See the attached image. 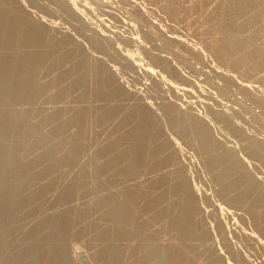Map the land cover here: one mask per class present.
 <instances>
[{
    "label": "rangeland",
    "instance_id": "rangeland-1",
    "mask_svg": "<svg viewBox=\"0 0 264 264\" xmlns=\"http://www.w3.org/2000/svg\"><path fill=\"white\" fill-rule=\"evenodd\" d=\"M263 194L264 0H0V264H264Z\"/></svg>",
    "mask_w": 264,
    "mask_h": 264
},
{
    "label": "bare ground",
    "instance_id": "bare-ground-1",
    "mask_svg": "<svg viewBox=\"0 0 264 264\" xmlns=\"http://www.w3.org/2000/svg\"><path fill=\"white\" fill-rule=\"evenodd\" d=\"M63 1H68V0H63ZM248 1V0H247ZM242 48V47H241ZM252 189H253V187H252ZM262 196H264V194L262 195ZM130 199V202L133 200L134 202H135V198L134 197H130L129 198ZM258 199V198H257ZM261 201H263L262 199H260ZM124 202V201H123ZM262 203V202H261ZM133 204V203H132ZM135 206V205H134ZM117 209V208H116ZM128 212V211H127ZM117 213V212H116ZM115 213V214H116ZM125 213V212H124ZM123 213V211H121V216L120 215H118V216H120L119 218H118V221H119V223H120V225L122 226V228H123V230L125 229L126 230V232L128 231V229H130L131 227H132V225H131V220H130V222H129V220L127 219L126 220V218H125V214ZM129 213V212H128ZM127 213V214H128ZM124 214V215H123ZM127 216V215H126ZM130 218V217H129ZM129 222V223H128ZM126 223H127V226H126ZM133 223V222H132ZM120 226V227H121ZM132 230H133V228H131ZM121 232V231H120ZM122 232H124V231H122ZM134 232V231H133ZM121 234V233H120ZM123 235V234H122ZM127 235V234H126ZM161 248V247H160ZM154 249V248H153ZM149 250V249H148ZM158 251H160L161 253H164V251L163 250H158ZM151 252V251H150ZM139 253V252H138ZM159 254V253H158ZM166 254V253H165ZM182 254V253H181ZM180 254V255H181ZM162 255V254H161ZM148 256V254L146 255V257L144 258V262H147V261H150V257H147ZM182 256V255H181ZM175 260L176 259H173V262H171V264H175ZM154 261V260H153ZM142 262V261H141ZM169 263H170V261H168ZM177 262V261H176ZM139 264H140V260H139ZM146 264H148V263H146ZM168 264V263H167Z\"/></svg>",
    "mask_w": 264,
    "mask_h": 264
}]
</instances>
